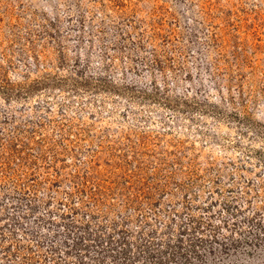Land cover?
<instances>
[{
	"label": "rangeland",
	"instance_id": "rangeland-1",
	"mask_svg": "<svg viewBox=\"0 0 264 264\" xmlns=\"http://www.w3.org/2000/svg\"><path fill=\"white\" fill-rule=\"evenodd\" d=\"M0 264H264V0H0Z\"/></svg>",
	"mask_w": 264,
	"mask_h": 264
}]
</instances>
